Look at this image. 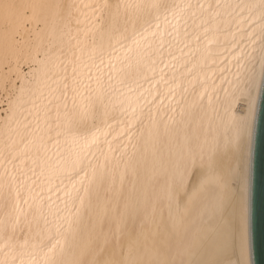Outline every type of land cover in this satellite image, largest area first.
<instances>
[{"label": "bare ground", "instance_id": "bare-ground-1", "mask_svg": "<svg viewBox=\"0 0 264 264\" xmlns=\"http://www.w3.org/2000/svg\"><path fill=\"white\" fill-rule=\"evenodd\" d=\"M150 3L0 0V264H251L264 0Z\"/></svg>", "mask_w": 264, "mask_h": 264}, {"label": "water", "instance_id": "water-1", "mask_svg": "<svg viewBox=\"0 0 264 264\" xmlns=\"http://www.w3.org/2000/svg\"><path fill=\"white\" fill-rule=\"evenodd\" d=\"M248 233L251 264H264V73L251 142Z\"/></svg>", "mask_w": 264, "mask_h": 264}, {"label": "snow or ice", "instance_id": "snow-or-ice-1", "mask_svg": "<svg viewBox=\"0 0 264 264\" xmlns=\"http://www.w3.org/2000/svg\"><path fill=\"white\" fill-rule=\"evenodd\" d=\"M128 7L132 8H141V7H150V8H155V9H163L165 12L168 10V5L166 3V0H152V3L148 5H143V4H130ZM234 102H239L238 98L234 97ZM251 105L249 104V109ZM247 115V110L245 113L240 114L237 118L240 121H243ZM242 247H243V238L241 241Z\"/></svg>", "mask_w": 264, "mask_h": 264}]
</instances>
